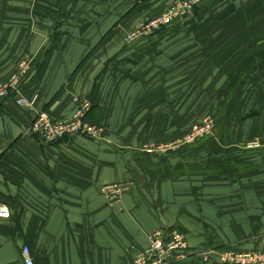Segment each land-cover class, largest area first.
Here are the masks:
<instances>
[{"label": "crops", "instance_id": "crops-1", "mask_svg": "<svg viewBox=\"0 0 264 264\" xmlns=\"http://www.w3.org/2000/svg\"><path fill=\"white\" fill-rule=\"evenodd\" d=\"M174 0H0V81L21 60L35 110L0 102V264H131L159 228L192 249L264 251V0L224 2L187 32L123 36ZM177 24V26H178ZM176 30V31H177ZM88 100L105 137L44 143L27 129ZM211 136L173 155L146 142L183 136L203 116ZM258 140L262 146L243 145ZM104 141V143H102ZM130 182L118 203L100 188ZM172 264H217L192 255Z\"/></svg>", "mask_w": 264, "mask_h": 264}, {"label": "built area", "instance_id": "built-area-1", "mask_svg": "<svg viewBox=\"0 0 264 264\" xmlns=\"http://www.w3.org/2000/svg\"><path fill=\"white\" fill-rule=\"evenodd\" d=\"M196 0H175V3L155 17L140 22L126 37V42H136L156 31L181 21L189 16L196 5ZM28 69L27 62H21L16 70L5 81H0V102L12 98L17 105L24 109H32L36 98H28L20 89V81ZM88 101H82L78 108L68 118L52 119L44 110H38L27 129L44 143L61 142L67 137L85 136L97 141L103 139L104 128L99 123L87 119ZM199 125V126H198ZM193 126L180 144L191 143L210 133L211 121L206 119L201 124ZM178 142L170 146L144 145L143 152L164 154L168 149H175ZM258 142H251L247 147H258ZM129 182H111L103 185L100 192L109 204L118 203L123 192L128 189ZM10 210L4 203H0V218H8ZM188 254L200 255L204 259L213 260L217 264H264L263 250L240 251L234 248L204 250L192 249L185 235L175 228H159L147 235V245L137 252L131 264H172L175 261L187 259ZM24 264H34L29 248L24 246L21 251Z\"/></svg>", "mask_w": 264, "mask_h": 264}, {"label": "rangeland", "instance_id": "rangeland-1", "mask_svg": "<svg viewBox=\"0 0 264 264\" xmlns=\"http://www.w3.org/2000/svg\"><path fill=\"white\" fill-rule=\"evenodd\" d=\"M182 1V0H181ZM197 1V3H196V5H195V7H194V9H193V12L189 15V16H186V17H184L181 21H178L177 22V24L179 23V22H184V23H182V25L183 24H185L186 23V27H184L183 28V26H182V28L184 29V30H187V32H190V31H192V30H194V28L199 24L198 23V21L199 20H201V19H208L209 17H213L214 15V17L215 18H219V17H221L222 16V13H224V8H225V6H224V2L227 4V3H234L236 0H196ZM237 2V1H236ZM173 3H175V0L167 7V8H169L171 5H173ZM167 8H165L164 10H162L160 13H162L163 11H165ZM160 13H158V14H160ZM158 14H156V15H153V16H149V17H146V18H144V19H142L140 22H142V21H144L145 19H147V18H151V17H155V16H157ZM140 22L138 23V25L140 24ZM198 23V24H197ZM177 24L176 25H174V26H172V27H169V29L168 30H166L165 28H163L162 30H159V31H156V34H153V35H161V34H171V33H177L178 32V30L179 29H182L181 28V26H179L180 24H178V26H177ZM138 25L135 27V28H137L138 27ZM134 28V29H135ZM133 29V30H134ZM178 29V30H177ZM133 30H130V31H127L125 34H124V36H123V41H124V43H125V45L126 46H131V45H136L138 42H140L142 39H144V38H146V37H150L151 35H149V36H146V37H144V38H141L140 40H137L136 42H131V43H127L126 42V37H127V35L128 34H130ZM177 30V31H176ZM152 35V36H153ZM21 62H27V64H28V69H29V67H30V60H21L20 62H18V64L15 66V68H14V70L12 71V72H14L15 70H16V68L18 67V65L21 63ZM28 69H27V71H28ZM27 71H26V73H27ZM25 73V74H26ZM24 74V75H25ZM11 75V74H10ZM32 99V98H31ZM82 101H84V99H81V98H78L77 96H73V102L74 103H76L77 104V107H76V109L78 108V106H79V104L82 102ZM86 101H88V100H86ZM88 103L90 104V102L88 101ZM90 108H91V104L89 105V107H88V111L86 112V117H88V113H89V110H90ZM33 110H35V105H34V107L32 108ZM32 109H30V110H32ZM75 109V110H76ZM44 111H46V110H44ZM47 112V111H46ZM48 113V112H47ZM48 115H49V117L50 118H52L51 116H50V114L48 113ZM202 119L200 120V122H198V123H196V124H193L191 127H190V129L183 135V136H180V137H177V138H174V139H171V140H166V141H159V142H146V143H144L143 145H142V147H141V150H140V152L141 153H143V154H153V153H146V152H143L142 151V148H143V146L144 145H153V146H160V145H164V146H170V145H172V144H174V143H176V142H178L179 144L181 143L180 142V140H182L189 132H191V130H192V128H193V126H195V125H198V124H201L202 122H203V120H206V119H208V120H210L211 121V131H210V133L209 134H207V135H205V137H201V138H198V139H196V140H194L193 142H191V143H183V144H180V145H178L175 149H168V150H166L165 152H164V154H153V155H156V156H159V157H164V156H166V155H173V153H175L177 150H179L180 148H183V147H187V146H189V145H191V144H195V143H198V142H201L203 139H205V138H207V137H209V136H211L212 135V133H213V127H214V122H213V119H212V117H210V116H207V115H205V116H203V117H201ZM53 119V118H52ZM88 119V118H87ZM101 125V124H100ZM199 126V125H198ZM104 128V127H103ZM82 137H85V136H82ZM105 137V130H104V135H103V138ZM85 138H88V139H90L91 141H94V142H96L97 140H95V139H92V138H89V137H85ZM62 142H63V140H62ZM251 142H258L259 143V146L258 147H247V145L249 144V143H251ZM102 143H104V141L102 142ZM54 144V143H53ZM262 146V144H261V142L260 141H258V140H251V141H248V142H246L244 145H243V148H245V149H247V150H254V149H257V148H260ZM130 186H132V183H130L129 182V187ZM128 187V188H129ZM126 190H128V189H126ZM125 190V191H126ZM124 191V192H125ZM123 192V193H124ZM123 195V194H122ZM10 216V215H9ZM175 229H177V228H175ZM231 248V247H230ZM192 255H195V254H188V256H187V258L188 257H190V256H192Z\"/></svg>", "mask_w": 264, "mask_h": 264}, {"label": "trees", "instance_id": "trees-1", "mask_svg": "<svg viewBox=\"0 0 264 264\" xmlns=\"http://www.w3.org/2000/svg\"><path fill=\"white\" fill-rule=\"evenodd\" d=\"M176 24H177V22H174L173 24H171V25L165 27V29L168 30L169 27H172V26H174V25H176ZM167 28H168V29H167ZM153 34H156V32H154ZM153 34H152V35H153ZM152 35H151V36H152ZM87 118H88V117H87ZM68 138H70V137L65 138L63 141H65V140L68 139ZM61 142H62V141H61ZM57 143H60V142H57ZM52 144H53V143H52ZM228 248H229V247H228Z\"/></svg>", "mask_w": 264, "mask_h": 264}]
</instances>
